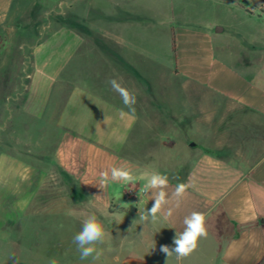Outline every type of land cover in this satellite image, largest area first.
Returning a JSON list of instances; mask_svg holds the SVG:
<instances>
[{"label": "crops", "instance_id": "obj_1", "mask_svg": "<svg viewBox=\"0 0 264 264\" xmlns=\"http://www.w3.org/2000/svg\"><path fill=\"white\" fill-rule=\"evenodd\" d=\"M78 1L82 0L74 1L75 10ZM166 1L173 8L164 17L157 10L143 11L141 0H123L120 16L111 17L105 29L88 27L90 41L104 38L112 54L121 52V86L129 92L131 87L139 90L147 80L148 84L158 82L161 64L156 63L155 32L165 27L171 50L175 33L177 62L169 50L171 62L164 69L177 78L178 86L164 96H155L151 90L147 94L143 88L142 94L135 96L134 113L124 105L121 96H114L121 103L117 109L128 120L120 133L134 146L122 156L103 151L110 150L108 145L90 146L89 159L95 168L90 191L96 190L109 224L103 244H97V250L102 253L99 259L75 258L72 264H264V72L254 70L253 64L228 62L216 47L217 37L226 28L196 23L179 8L183 4L202 5L208 10L217 6L224 13L238 8L242 14L240 2L253 15L261 17L258 21H264V0ZM13 3L14 0H0V60L7 51L10 36H15L21 25L27 30L29 25L36 31L41 29L38 36H44L41 34L50 32L52 14L56 27L33 52L39 80L35 83L30 78L31 84H48L42 51L48 44L61 45L67 33L64 12L60 16L59 5L46 0L38 13L32 8L36 2L28 0L32 10L24 11L28 7L25 4L11 19ZM74 16L76 55L84 34L80 30L81 15L75 11ZM253 46L264 51V44ZM38 100L37 95L28 100L33 115L36 113L32 107ZM164 100L169 102V110L160 108ZM106 128L100 122L97 129ZM112 167H128L136 176V187L126 191L132 200L129 206L117 207L109 188L105 194L92 188L99 186V173ZM154 172L168 176L169 196L177 184L191 186L179 207L172 200L170 207L174 213L170 219L150 223L141 221L139 215L151 209L154 200L143 195L141 189ZM193 211L206 213L208 237L201 239L197 250L182 261H177L175 255L167 258L160 251L161 246L175 247L176 232L183 231V218ZM25 257L11 253L8 264H17L19 260L34 264Z\"/></svg>", "mask_w": 264, "mask_h": 264}, {"label": "rangeland", "instance_id": "obj_2", "mask_svg": "<svg viewBox=\"0 0 264 264\" xmlns=\"http://www.w3.org/2000/svg\"><path fill=\"white\" fill-rule=\"evenodd\" d=\"M34 1L32 8L39 13L46 0ZM48 1L59 5L60 16L64 12L67 29L60 46L48 44L42 51L48 84H34L40 74L36 72L33 52L40 42L47 41L50 37L47 33L56 27L52 14L50 32L41 34L44 36H38L41 29L36 31L29 25L27 30L21 25L15 36H10L7 51L0 60V264H8L11 253L31 258L34 264H51L53 260L56 264H72L75 258L79 261L80 253L73 236L90 214L102 221L105 239L108 217L95 195L96 190L90 191L95 174L89 159L90 146L108 145L110 150H102L119 156L134 146L120 133L128 120L117 109L121 103L114 96L119 93L109 83L115 79L121 84V52L112 54L104 38H92L93 41L88 38L89 26L102 30L111 23V17L120 16L123 0H82L77 2L76 10L75 0ZM141 1L143 11L157 10L163 17L173 8L166 0ZM25 4L28 7L24 11L32 10L28 0H14L10 18ZM243 4L239 2L244 10L242 14L238 8L225 13L217 6L208 10L202 5L183 4L179 8L196 23L226 28L217 37L216 47L228 62L253 64L254 70L264 72V51L253 46L264 44V21H258L261 17L247 12ZM75 11L82 17L80 30L84 34L76 55ZM155 34L156 63L161 64L159 80L149 84L147 80L139 90L131 87L130 93L134 96L142 94L143 88L147 94L151 90L155 96H164L178 86L177 78L164 69L171 62L165 27H159ZM30 78H34L33 84ZM36 95L40 100L33 104L32 112L36 113L33 115L28 100ZM168 104L164 100L160 108L169 110ZM100 122L107 127L105 130L97 129ZM134 187L133 181L92 188L104 194L109 188L115 205L126 207L132 203L126 191ZM15 263L25 264L22 260Z\"/></svg>", "mask_w": 264, "mask_h": 264}, {"label": "clouds", "instance_id": "obj_3", "mask_svg": "<svg viewBox=\"0 0 264 264\" xmlns=\"http://www.w3.org/2000/svg\"><path fill=\"white\" fill-rule=\"evenodd\" d=\"M112 89L119 93L122 101L130 112L134 113L136 97L128 89L121 86L117 80L109 81ZM136 179L132 169L128 167H112L110 170H104L99 173V187H105L109 183H131ZM188 183H180L175 187L174 192L169 196L166 189L169 187V178L167 175L159 172L152 173L141 189V193L149 196L154 200V205L149 210H144L139 219L144 222L155 223L158 220L167 221L173 216L174 209L170 207L172 200H175V206L179 207L182 198L186 195ZM151 193V195H148ZM183 231L177 233L173 240L175 247L170 248L168 245H162L160 251L167 258L175 255L177 261H182L195 252L201 239L208 237L206 228V213L193 211L183 218ZM105 237V228L95 214L88 215L82 222L81 230L73 236V243L76 244L80 253V259L85 260L89 257L99 259L102 254L97 250V244H103ZM51 264H56L55 260Z\"/></svg>", "mask_w": 264, "mask_h": 264}, {"label": "trees", "instance_id": "obj_4", "mask_svg": "<svg viewBox=\"0 0 264 264\" xmlns=\"http://www.w3.org/2000/svg\"><path fill=\"white\" fill-rule=\"evenodd\" d=\"M247 12L251 13V11L248 10V9H247ZM172 51H173L174 60H175V63H176L177 62V42H176L175 33H173V36H172Z\"/></svg>", "mask_w": 264, "mask_h": 264}]
</instances>
